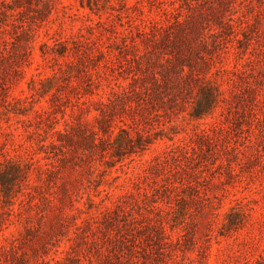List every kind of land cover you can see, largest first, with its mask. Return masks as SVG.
Masks as SVG:
<instances>
[{
    "label": "rangeland",
    "instance_id": "rangeland-1",
    "mask_svg": "<svg viewBox=\"0 0 264 264\" xmlns=\"http://www.w3.org/2000/svg\"><path fill=\"white\" fill-rule=\"evenodd\" d=\"M190 2L213 27L263 0ZM162 18L157 0H0V264H264V20L200 51L222 93L205 118L145 79L138 125L120 110L99 129L108 66ZM120 126L152 143L120 159Z\"/></svg>",
    "mask_w": 264,
    "mask_h": 264
},
{
    "label": "trees",
    "instance_id": "trees-1",
    "mask_svg": "<svg viewBox=\"0 0 264 264\" xmlns=\"http://www.w3.org/2000/svg\"><path fill=\"white\" fill-rule=\"evenodd\" d=\"M157 1L163 18L149 20L137 28V35L147 46L146 52L139 53L136 42L130 47L126 45V51L132 54L131 57H127L124 62H119L117 65L108 66L115 75L112 79L107 76L108 83L105 87L102 86L104 100L102 98L99 101L100 114L96 117L100 131L114 132L111 124L120 110L132 116L133 125H138L139 119L135 115L138 114L137 110L142 108L136 97L141 90L145 89L147 94L150 90L145 84V79H152L164 89L166 100L161 99V101L171 106L174 113L188 110L190 117L195 120L211 114L220 103L222 93L219 86L211 79L205 78L204 72H201L199 68L201 63L198 60L204 62L202 65H205L206 61L202 54L200 55V51L209 52L211 42L214 49L219 47L220 43L221 45L226 43L223 48L226 52L229 49L228 43L242 42L236 34V29H239L247 39L246 34L254 31L252 27L264 20V0L254 18L242 13L241 17L235 19L222 10H213L215 16L213 27H204L202 24L204 16L190 19L195 8L190 0H172L170 6ZM179 1H183L186 8L183 3H178ZM192 40H198L197 48L192 46ZM161 47L163 50H159ZM153 51H156L155 58L146 59L145 57L151 56ZM223 54L224 52H218L217 56L221 57ZM157 65L162 71L153 68ZM119 130L120 135L115 141L114 152L116 156L121 157L120 159L126 153L138 152L137 149L144 151L152 143L150 135L138 131L136 138H133L128 128L120 126ZM123 136H125L124 142L120 141ZM105 140L107 139L102 138L101 142Z\"/></svg>",
    "mask_w": 264,
    "mask_h": 264
}]
</instances>
